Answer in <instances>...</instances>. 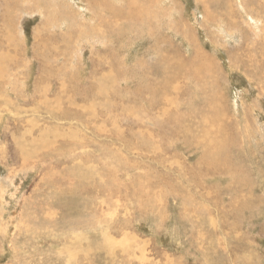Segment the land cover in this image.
<instances>
[{"label":"rangeland","instance_id":"obj_1","mask_svg":"<svg viewBox=\"0 0 264 264\" xmlns=\"http://www.w3.org/2000/svg\"><path fill=\"white\" fill-rule=\"evenodd\" d=\"M0 264H264V0H0Z\"/></svg>","mask_w":264,"mask_h":264}]
</instances>
